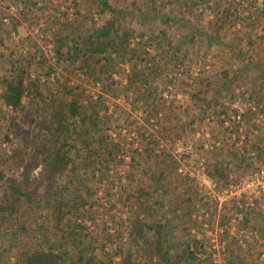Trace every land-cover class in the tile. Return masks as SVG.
Wrapping results in <instances>:
<instances>
[{
  "label": "rangeland",
  "instance_id": "obj_1",
  "mask_svg": "<svg viewBox=\"0 0 264 264\" xmlns=\"http://www.w3.org/2000/svg\"><path fill=\"white\" fill-rule=\"evenodd\" d=\"M106 26L125 61L86 48ZM261 168L264 0H0V264H264V195L217 198Z\"/></svg>",
  "mask_w": 264,
  "mask_h": 264
},
{
  "label": "trees",
  "instance_id": "obj_2",
  "mask_svg": "<svg viewBox=\"0 0 264 264\" xmlns=\"http://www.w3.org/2000/svg\"><path fill=\"white\" fill-rule=\"evenodd\" d=\"M106 7V2H103ZM112 26L101 28L100 31H97L94 36H91V39L85 40L86 48L92 54H102L107 46H111L112 52L117 55L116 57L119 60L125 61L127 51L125 50L124 43L127 40V34L123 33L122 38H120V44L115 48V43L112 38ZM106 41V43H104ZM120 47V48H119ZM77 49L74 50L76 53ZM113 53V54H114ZM72 54V53H71ZM1 98L4 105L7 108L17 110L21 106L22 97L24 94V73L20 71H15L11 75L5 77L1 81ZM69 117L78 116L80 120L84 119V116L79 113V107L76 103L68 105ZM59 119H64L65 117H59ZM54 157L50 162V168L52 172H61L66 168V153L62 152L60 149L52 152ZM13 204H11L12 206ZM62 203H56L54 215H58L59 222L63 216L62 212ZM12 208V207H11ZM50 261L49 264H59V262L65 263L62 261L61 257L58 255L57 251H45V250H36L34 254H24L22 256L21 262L23 264H46L45 261ZM129 263V262H128ZM130 264V263H129Z\"/></svg>",
  "mask_w": 264,
  "mask_h": 264
},
{
  "label": "built area",
  "instance_id": "obj_3",
  "mask_svg": "<svg viewBox=\"0 0 264 264\" xmlns=\"http://www.w3.org/2000/svg\"><path fill=\"white\" fill-rule=\"evenodd\" d=\"M184 157L182 164L178 167L177 173L188 178L198 179L205 174V165L203 159H197L192 156L191 146H187L181 152ZM215 186H213L214 188ZM219 202L242 200L252 201V198L264 195V169L261 168L252 176L247 177L237 183H233L228 187L217 192ZM245 198V199H243Z\"/></svg>",
  "mask_w": 264,
  "mask_h": 264
},
{
  "label": "crops",
  "instance_id": "obj_4",
  "mask_svg": "<svg viewBox=\"0 0 264 264\" xmlns=\"http://www.w3.org/2000/svg\"><path fill=\"white\" fill-rule=\"evenodd\" d=\"M207 178L209 179L208 174H204V175L200 176V180H201V182H202V181L204 182L205 180H208ZM195 180L198 181L199 179H195ZM200 180H199V181H200ZM199 181H198V182H199ZM208 181H209V180H208ZM261 205H262V207H261ZM260 207H261V210L264 211V202H263L262 204H260Z\"/></svg>",
  "mask_w": 264,
  "mask_h": 264
}]
</instances>
